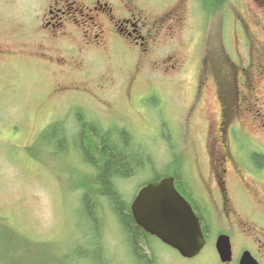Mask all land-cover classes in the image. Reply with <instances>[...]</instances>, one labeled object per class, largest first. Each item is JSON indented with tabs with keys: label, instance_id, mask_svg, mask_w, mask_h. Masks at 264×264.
<instances>
[{
	"label": "rangeland",
	"instance_id": "1",
	"mask_svg": "<svg viewBox=\"0 0 264 264\" xmlns=\"http://www.w3.org/2000/svg\"><path fill=\"white\" fill-rule=\"evenodd\" d=\"M138 1L146 18L171 23L145 56L134 42H109L101 51L82 45V20L61 28L65 18H46L50 0H0V264H94L87 258L94 254L92 226L81 214L78 189L89 169L71 137L60 143L58 132L50 131L58 124L57 130L78 132L80 113L91 122L129 127L162 167L180 161L185 187L204 207L210 241L202 253L184 259L153 238L158 264H222L215 242L225 217L204 203V197L211 201L208 191L217 193L210 172L220 115L214 82L227 81L229 57L236 65L246 59L230 20L232 14L246 18L254 4L225 0L212 13L201 0ZM172 17L181 21L172 23ZM153 178L151 172L136 176L120 190L132 202ZM248 200L259 209L255 195ZM105 220L112 264H135L108 210ZM241 246L235 243L231 264H238Z\"/></svg>",
	"mask_w": 264,
	"mask_h": 264
},
{
	"label": "flooded vegetation",
	"instance_id": "2",
	"mask_svg": "<svg viewBox=\"0 0 264 264\" xmlns=\"http://www.w3.org/2000/svg\"><path fill=\"white\" fill-rule=\"evenodd\" d=\"M50 1L46 18H49L47 15L53 21L65 18L64 22L58 23L65 29L68 23L77 27L79 17L82 20V45L99 51L104 49L106 43L111 42L112 46H116L119 42L128 41L126 43L134 42L135 47L139 48L138 52L141 50V55L145 56L165 26L171 25L166 17L146 18L140 11L138 0H92L89 7L77 2L70 3L69 0ZM252 2L254 6L246 18L240 13L236 18L232 14L230 20L234 25L231 31L243 38L241 40L246 45H242L248 55L246 59L240 58L237 65L229 57L231 71L227 81L214 82L220 115L213 143L216 154L210 161V172L217 193L208 191L211 199L208 202L204 197L208 211L211 202L219 211L218 216L225 217L222 220L225 221V228L217 236L225 233L230 237L232 262L236 257L235 243H242L238 264L246 251L259 264L264 261V225L259 224L261 218L264 220V0ZM176 18L172 17V23L181 21ZM252 29H256L258 35ZM166 31L172 32V29ZM237 37L236 40L240 41L241 37ZM231 42L236 51L238 45L234 39ZM56 61L54 58L53 62L62 64V61ZM63 63L66 64L65 61ZM226 83L228 86H225ZM254 155H259L262 162L258 163ZM185 190L190 195V187H185ZM252 195H255L259 209L251 208L248 198ZM214 196H217L215 202ZM191 202L197 206L196 212L204 226V207L193 199ZM241 211L246 212V219H242Z\"/></svg>",
	"mask_w": 264,
	"mask_h": 264
},
{
	"label": "trees",
	"instance_id": "3",
	"mask_svg": "<svg viewBox=\"0 0 264 264\" xmlns=\"http://www.w3.org/2000/svg\"><path fill=\"white\" fill-rule=\"evenodd\" d=\"M208 12L215 13L225 6V0H201ZM227 1V0H226ZM84 114H78V132L69 134L65 129H58V124L51 126L50 131H57L60 143H66L71 137L77 151L83 157V162L89 169L85 180L78 187L81 193L79 203L84 221L92 226L90 234L92 253L90 258L94 264H112V257L107 248L105 234V215L107 210L111 218L118 223L121 234L130 256L135 264H158L153 247L152 237L139 227L132 216L131 204L120 190V183L149 172L154 174L153 180L173 176L177 189L188 201L191 196L185 190L184 175L179 163L173 161L169 166L157 164L149 149H145L137 141L135 135L127 126L120 128L113 125H102L88 120ZM77 130V129H76ZM164 133V131H163ZM64 144V145H65ZM258 163L262 162L259 155H254ZM146 182L140 187L146 185ZM192 203V202H191ZM197 211L198 208L192 204ZM105 209L102 213L101 210ZM204 220V219H203ZM205 222V221H204ZM203 231L209 243V229L204 223ZM102 239V242H100ZM155 239V238H154ZM101 243V244H100ZM85 255L84 257H86Z\"/></svg>",
	"mask_w": 264,
	"mask_h": 264
},
{
	"label": "water",
	"instance_id": "4",
	"mask_svg": "<svg viewBox=\"0 0 264 264\" xmlns=\"http://www.w3.org/2000/svg\"><path fill=\"white\" fill-rule=\"evenodd\" d=\"M131 213L146 233L185 259L196 258L207 244L200 217L177 189L173 176L142 187L131 204ZM215 246L222 263L232 261V245L227 235H220ZM240 264L259 263L250 252H244Z\"/></svg>",
	"mask_w": 264,
	"mask_h": 264
}]
</instances>
